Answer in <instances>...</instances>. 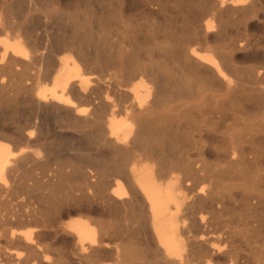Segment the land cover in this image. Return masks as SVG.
<instances>
[{
  "label": "bare ground",
  "instance_id": "6f19581e",
  "mask_svg": "<svg viewBox=\"0 0 264 264\" xmlns=\"http://www.w3.org/2000/svg\"><path fill=\"white\" fill-rule=\"evenodd\" d=\"M8 1L0 264H264V0Z\"/></svg>",
  "mask_w": 264,
  "mask_h": 264
},
{
  "label": "rangeland",
  "instance_id": "374dc122",
  "mask_svg": "<svg viewBox=\"0 0 264 264\" xmlns=\"http://www.w3.org/2000/svg\"><path fill=\"white\" fill-rule=\"evenodd\" d=\"M1 2H0V13H2L3 12V14H5V13H7V5H6V0H0ZM9 1H11V0H9ZM8 1V2H9ZM4 7V8H3ZM4 9V10H3ZM3 10V11H2ZM39 10H42V9H39ZM8 17V15L7 14H5L4 15V17ZM259 28H261L262 30H259ZM2 29V30H1ZM255 32H258V33H260V34H263L264 33V27L262 26H260V27H255ZM3 32H5L4 31V26H2V25H0V35L1 34H4ZM174 157H172V155H171V157H172V160H175V158H177V156H175V155H173ZM166 158L168 157H170L169 155L168 156H165ZM170 157V158H171ZM192 157V158H191ZM162 158H164V156L162 157V156H159V157H157L156 158V161L157 162H160L159 160H161ZM190 158L192 159V160H199L200 159V156L198 155V154H195V153H191V156H190ZM206 159L208 160V161H210V162H212L214 159H213V157H206ZM141 160H144L143 159V157H142V159ZM177 160V159H176ZM162 165V164H161ZM161 165H160V163L159 164H157L156 165V167L158 166V168H160L161 167ZM171 167V166H170ZM68 171H67V173L69 172H71L72 171V168L71 167H68V169H67ZM71 170V171H70ZM176 170V169H175ZM206 170L208 171V172H206ZM205 171H202L201 173H199V175L198 176H203V179H201V177H198V176H196L197 177V179H196V177H191V181H192V185H201V183H202V185H206V187H208L209 185H242V184H246V185H252L251 183H250V181L249 182H247L245 179H243L242 180V178H234L233 177V175L234 174H229V173H223V172H220L219 170V173H218V171H217V169H215V168H213V169H211V168H208V169H206ZM211 170V171H210ZM177 173L178 172H180V174L182 175V176H185V174H184V172H182V171H176ZM177 173H175V174H177ZM207 173H209L208 175H207ZM184 174V175H183ZM167 175V174H166ZM230 175V176H229ZM186 176H188V175H186ZM185 176V177H186ZM220 178H219V177ZM238 176V175H237ZM113 175L111 176L110 174H109V176H108V179H110L111 181H112V179H113ZM208 177V178H207ZM189 178V177H188ZM198 179H200V181L198 180ZM207 179H209V181L207 180ZM218 179V180H217ZM221 181H220V180ZM236 179V180H235ZM196 180V181H195ZM205 180V181H204ZM218 182V183H215L216 181ZM73 181V180H72ZM71 180H69V182L67 183V182H65V185L66 184H68V185H83V184H79V183H77V182H73V183H71L72 182ZM222 181H224V182H222ZM194 182V183H193ZM197 182V183H196ZM208 182H209V185H208ZM220 182V183H219ZM198 183H200V184H198ZM207 183V184H206ZM215 183V184H214ZM224 183V184H223ZM248 183V184H247ZM262 185V184H259V183H257V182H255L253 185ZM90 218L91 219H93V220H96L97 218H99V216L98 215H95V214H93V215H90ZM4 246V245H3ZM107 257H105V264H111V260L110 259H108ZM110 260V261H109Z\"/></svg>",
  "mask_w": 264,
  "mask_h": 264
}]
</instances>
